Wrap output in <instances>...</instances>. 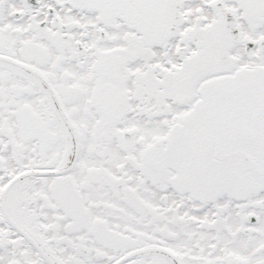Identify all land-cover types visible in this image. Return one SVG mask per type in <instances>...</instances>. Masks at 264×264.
Instances as JSON below:
<instances>
[{"label":"snow or ice","instance_id":"snow-or-ice-1","mask_svg":"<svg viewBox=\"0 0 264 264\" xmlns=\"http://www.w3.org/2000/svg\"><path fill=\"white\" fill-rule=\"evenodd\" d=\"M0 264H264V0H0Z\"/></svg>","mask_w":264,"mask_h":264}]
</instances>
